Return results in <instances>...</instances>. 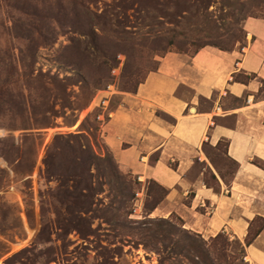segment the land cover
<instances>
[{
    "label": "rangeland",
    "instance_id": "1",
    "mask_svg": "<svg viewBox=\"0 0 264 264\" xmlns=\"http://www.w3.org/2000/svg\"><path fill=\"white\" fill-rule=\"evenodd\" d=\"M136 8L146 11V23H164L163 28L155 24L150 29L164 34L165 42L173 40L176 47L170 51L186 59L197 50L193 42L242 51L249 42L245 19H264V0H0V70L7 67L9 76L13 75L7 79L9 91L22 90L23 79L30 73L32 51L34 69L42 74L50 71L59 78L70 76L72 71L60 63L71 55L66 48L77 47L83 41L92 53L89 61L82 63L89 86L81 90L66 86L62 93L40 76L28 81L30 97L23 117L22 110L15 114L0 104V138L19 141L22 133L39 132L42 143L30 175L15 174L0 157V264H242L243 243L232 234L199 233L186 227L175 213L162 215L156 209L165 198L151 212L154 201L163 195L156 182L139 181L120 170L114 159V163L101 161L93 165V151L101 157L107 155L100 134L105 120L102 116L106 118L108 109L118 104L116 94L127 93L122 83L125 53L129 55L126 70L137 69L141 78L159 60L145 46L134 54L123 45L126 32L134 31L141 21L136 19ZM178 15L185 19L178 21ZM45 37L57 40L45 46ZM184 41L188 44L182 45ZM110 65L114 67L108 73ZM108 74L110 78L95 85L98 77ZM17 79L20 82L15 84ZM90 91L94 94L87 103ZM33 102H38L33 105L34 112L29 109ZM55 102L57 117L49 113ZM224 102L237 101L225 97ZM201 107L207 109L209 102H202ZM48 121L50 126L35 129L34 122ZM67 134H81V139L79 143L71 142L73 151L64 148L62 155H56L62 177L45 176L41 171L48 147L56 135ZM62 143L58 141L57 146ZM201 151L204 163L195 165L189 176L201 172L204 185L217 193L219 179L228 185L238 167L227 156L225 142L218 147L205 143ZM27 167L25 160L20 172H26ZM116 167L131 180L132 195L119 194L122 180L115 177ZM162 219L175 229L161 223ZM263 227L264 220L255 219L248 238ZM186 235L197 239L198 254L190 248H175L176 242L186 245Z\"/></svg>",
    "mask_w": 264,
    "mask_h": 264
},
{
    "label": "crops",
    "instance_id": "2",
    "mask_svg": "<svg viewBox=\"0 0 264 264\" xmlns=\"http://www.w3.org/2000/svg\"><path fill=\"white\" fill-rule=\"evenodd\" d=\"M244 31L242 51L206 47L189 59L167 53L135 93L115 95L119 102L102 116L100 130L120 170L168 191L156 209L162 215L175 213L189 229L232 234L242 243L254 220H264V170L254 164L264 162V19L247 18ZM219 141L238 169L228 185L219 179L214 193L201 172L189 174L204 163L203 143ZM241 263L264 264V228Z\"/></svg>",
    "mask_w": 264,
    "mask_h": 264
},
{
    "label": "trees",
    "instance_id": "3",
    "mask_svg": "<svg viewBox=\"0 0 264 264\" xmlns=\"http://www.w3.org/2000/svg\"><path fill=\"white\" fill-rule=\"evenodd\" d=\"M134 12L136 13V19H139V23L136 24V29L134 31H130V32H126L127 37L125 39L124 42V46L128 47V50L131 52H134V54L137 52L139 53L141 51L142 46L147 47L148 51H150L154 56H157L159 59L163 58L167 53L171 52L170 48L171 47H176V44L173 40L170 41H166L165 42V35L160 33L159 30H151L150 27L154 26L155 24L158 27H162L163 28V22H159V20H157L155 23L154 22H149L146 23V19L147 16L144 15L145 14V10L144 9H140V8H136V10H134ZM179 17V15H178ZM180 18V17H179ZM252 18H256V17H252ZM181 19H185L180 18ZM246 20V19H245ZM181 22H177V24H180ZM167 24H172V22H167ZM155 25V26H156ZM134 27V26H132ZM139 27V28H138ZM144 29H146L145 31H143ZM157 29V28H156ZM144 34V37H141L139 34ZM187 36V35H185ZM188 37V36H187ZM57 39L53 38V37H45L42 38V41L44 43L45 46H49L54 44V42H56ZM186 40V39H184ZM84 44V46H83ZM188 42L184 41V43H182V45H187ZM191 45H196L197 46V50H195L192 54L191 57H193L199 50L206 48V47H213V48H217L219 50H223V51H228L225 50L224 48H221L220 46H216V45H203L201 46L200 44H191ZM94 47H97V44H94ZM179 50H181L180 48H178ZM65 50H67V53L71 54L70 57H67L66 60H63V62L61 61L60 63H62L64 66H68L70 67L71 71V75L70 76H64L63 78H59L58 75L55 74H51L50 71L45 72V74L41 73V70L39 72L38 69H34L35 65H36V61H35V52L32 51L30 54V61L28 62V70H30V73L28 75H26L23 79V85L20 86L22 88V90H18L16 91V88L12 91H9V80H7L8 78H12L13 75L9 76V73L7 71V67L3 68L0 70V77H1V82H0V104L1 105H5L7 107H9L12 111L16 114V110H22V117L24 114V105L25 102L28 100V96L30 97V94L28 92L29 89V84L28 81H32V78H37V77H46L51 85H53L55 88L59 89L62 93H65L63 90H65L66 86H78V89L81 90L82 86H89V84L87 83V79L88 76H86L85 72V66L82 64L84 63V61H89V59L92 56V53L89 51V48L87 46V44H85L83 41H80V45L76 46H71L69 48H66ZM233 50V49H232ZM231 51V50H229ZM126 57H127V62L124 65L123 71H122V78L125 79V81H123V86H125V89L127 90H123L124 92L127 93H135L138 86L140 84H142L147 75L151 72H155L158 69L159 60H155L154 64L155 67H152L151 69L147 70V73L145 76H143L142 78L140 77L139 72H137V69L134 71L133 69L131 70H126V68H128V58L129 55L128 53H125ZM66 57V56H65ZM23 59V58H22ZM114 63H117V61L114 58ZM114 67V65H110L108 68V73L109 71ZM35 71L37 72V75H33L35 73ZM16 75L19 76V72L16 71ZM78 80H75V79ZM105 78H110L109 74L108 76L106 75L105 77H98L97 82L95 85H99V83L105 79ZM238 80V78H235ZM20 80L17 79L14 83L17 84L19 83ZM27 83V84H26ZM78 84V85H77ZM17 86V85H16ZM80 86V87H79ZM127 87V88H126ZM67 89V87H66ZM97 88H95L94 90H96ZM24 90L27 92L24 93ZM93 91H90L88 96L86 97V101L87 103L92 99L93 97ZM36 104L38 105V102H33V104H29V109L31 108L32 111L34 112V106H36ZM42 105V104H41ZM55 106H56V102L54 107H50V114L53 117H57L56 111H55ZM28 108V106H27ZM78 109V108H76ZM75 109V110H76ZM28 119V118H27ZM46 121V120H45ZM34 127L35 129H39L41 127H45V126H50L51 122H43V123H37L34 122ZM25 130V129H23ZM95 132H98V128H94ZM39 132H30V133H22L21 134V139H19V141H15L13 137H5V138H0V157L3 158L5 160V162L7 163V165L9 167H11L12 171L15 174H20L22 176H25L27 174L30 175L32 168L34 167L35 164V158L37 155V151H38V147L41 146V142L39 140L40 138V134H38ZM81 134H67V135H56L54 137V141L51 147H48L47 149V154L45 155V158L43 160V166H44V170L41 171L42 174H44L45 176H49V177H62L63 174L59 173V166L56 164V155L58 154H63L62 149L64 148H69L71 151L72 150V143H79V140L81 139ZM58 141H63L64 143L61 144V146H57V142ZM21 142V143H20ZM27 142H29V145L27 146ZM72 142V143H71ZM225 142L226 143V148H227V142L226 141H219L215 146L213 147H218L220 145V143ZM205 143H203L204 145ZM86 148V147H85ZM107 149V148H106ZM54 150L53 153H51L50 151ZM28 161V167L26 168V172H20L19 168L22 164L23 161ZM101 161H107V162H113V157L111 155V153L109 152V150L107 149V155L104 157H101L100 155L96 154L93 151V165L96 166V163L101 162ZM236 167L237 164L232 161ZM254 164L256 166H258L259 168H261L262 170H264V162L262 161H255ZM117 168V167H116ZM237 169V168H236ZM1 172H3V170H0ZM118 173H115V177L119 180H122V185L119 186L118 192L121 195H126L127 193L130 192L129 195L133 194V187H132V182L131 180H128L127 176L121 174V172H119L118 168H117ZM72 177H77V174H69ZM213 180H215L216 182H218V180L216 179V177L214 175H212ZM233 178V177H232ZM207 185V184H206ZM157 187L163 192V195L161 196V198H159L158 200L154 201V204L151 206L150 210L151 212L157 207L158 204L161 203V201L166 197L168 191L163 188L162 186L157 184ZM210 188V187H209ZM161 223H164L165 225L170 226V228H174L173 225H171L168 221L165 220H160ZM163 225V224H161ZM264 228V227H263ZM258 229L256 233L253 234V236L251 238L249 237V233L246 237V239L244 240L243 244H240V251L242 253V259L244 256V248L245 246H248L253 238L263 229ZM250 230V229H249ZM219 237V235L217 236ZM216 237V238H217ZM186 240L187 243L186 245H182L181 242H176L175 243V248L177 249V251H181L183 248H190L193 253L198 254V250H199V245H197V239L194 238L193 236H189L186 235ZM241 259V261H242Z\"/></svg>",
    "mask_w": 264,
    "mask_h": 264
}]
</instances>
